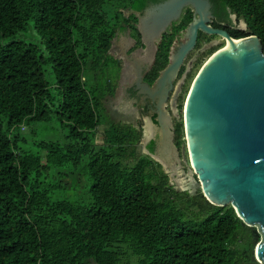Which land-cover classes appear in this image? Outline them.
<instances>
[{
    "label": "trees",
    "instance_id": "obj_1",
    "mask_svg": "<svg viewBox=\"0 0 264 264\" xmlns=\"http://www.w3.org/2000/svg\"><path fill=\"white\" fill-rule=\"evenodd\" d=\"M158 1L0 0V264H257L253 228L199 190L177 191L159 163L137 153L140 131L105 111L120 71L111 41L125 29L141 47L135 13ZM244 2L252 30L227 32L255 35L264 51V15L257 0ZM183 23L162 34L143 76L149 85ZM53 118L67 130L62 142L21 148L23 127ZM173 131L178 149L181 121ZM82 177L87 203L56 195Z\"/></svg>",
    "mask_w": 264,
    "mask_h": 264
},
{
    "label": "water",
    "instance_id": "obj_2",
    "mask_svg": "<svg viewBox=\"0 0 264 264\" xmlns=\"http://www.w3.org/2000/svg\"><path fill=\"white\" fill-rule=\"evenodd\" d=\"M205 2L159 0L148 4L141 13L136 12V29L142 46L139 56H131V63L138 65L137 59L141 57L143 63L139 65H146L143 71L150 69L162 34L168 31L182 7L200 8ZM198 31L221 36L225 46L204 61L188 89L180 113L184 140L181 152L186 153L207 203L218 207L229 205L243 225L257 226L261 238L253 255L264 264V51L255 35L234 39L224 30L211 29L200 20L193 21L183 30L180 41L173 40L168 63L152 84L143 81L139 67L133 70V84L139 93L156 101L153 111L158 116L155 124L151 119L145 121L150 128L157 126L156 152L143 151L162 166L170 164L160 155L165 145L174 160L177 158L171 116L165 110V102L183 60L194 48ZM124 58L128 59L125 52ZM180 85L178 82L172 90L173 112ZM139 130L141 138L146 136L144 127Z\"/></svg>",
    "mask_w": 264,
    "mask_h": 264
},
{
    "label": "rangeland",
    "instance_id": "obj_3",
    "mask_svg": "<svg viewBox=\"0 0 264 264\" xmlns=\"http://www.w3.org/2000/svg\"><path fill=\"white\" fill-rule=\"evenodd\" d=\"M128 14H129V12H124L125 16H127ZM127 31L128 30H125V29L117 31V33H116L117 37L115 39V42L113 43V45L115 44V47L113 49H111L109 52V55H111L113 59L119 60V58H120L116 54V51H117L116 48L118 50H120V49L122 50L123 42H127V41L131 40L127 34ZM215 37H217V36H215ZM27 39H29V38H27ZM116 46H118V47H116ZM135 47H137L136 50H131L132 47L128 49L127 52L132 51V53H130L128 56H132L134 54H136V56H139L138 54L140 53V51H139L140 47L138 45H136ZM218 47L221 48L220 42L218 40H216L215 46L211 49H210V44L203 43L202 45H200L198 47L197 50L190 51L189 55L187 56V59L185 60V65L187 66V72L184 74V77L182 79L179 77L174 78L172 90L175 89V86L179 81H182V83L180 85L178 97L176 99V101H177L176 102V108L177 109L174 111L175 115H172L175 118V121H181L180 113H181L182 105L184 103L185 97L187 95L188 89L191 85L193 78L195 77L196 73L198 72V70L200 69V67L204 63V61L215 50L219 49ZM213 49H215V50L213 51ZM197 51H199V52L197 53ZM190 61H191V65L188 64ZM130 67H131V72L133 73L134 69L132 66H130ZM128 68H127L126 75L124 74L123 77L121 78V80L117 82V83H119V86L118 87L116 86L117 88L115 89V93L113 94V96L105 97L103 104H104V108H105L107 115L112 120L117 121V122H121V123H128V124L135 125L136 122H138L139 119L142 118L141 114H135L134 113L132 116H127V115L123 114L122 111L117 110V108L120 107V104L123 100L121 88L126 84L128 85L129 82L133 78V76H132L133 74H131V72H129ZM46 77L50 82L52 81V75L51 74H48V76L46 75ZM85 78H87L88 81L90 80L89 75H86ZM172 90L168 93V98L165 102V110H166V107L169 106V102L173 97ZM170 93H172V94H170ZM179 105H180V109L178 108ZM178 114H179V117L177 116ZM142 120L145 122L146 121L145 117L142 118ZM171 124H172V120H171ZM143 127H144L145 131L147 129V132H149V129L147 126L143 125ZM102 128L103 127H99L98 132L95 135V142L97 144L102 143V140H101ZM21 131L23 134L22 137H24V139H25V142L23 144H21V148L24 150H28L30 152H33L35 150L33 142L40 141V140L62 142L64 140V136L67 133V130L63 126V123L60 122L56 118H53L51 121H49L47 123H30V124L26 125V127H23V129H21ZM144 138H145V136H143V138H140V140H139V143H138L137 148H136L137 153H140V154L144 153L143 147L142 148L140 147V144L143 142ZM183 148H184V140H183V143H181V145H180V149L178 151V156H177L176 160H174V157L172 156V152L170 154V150L168 148L167 153L164 152V154L162 153V155L163 156L165 155L168 158H170L171 163L168 164V166H166V165H164V166L160 165V166H161V169L163 171H165V173L168 175L169 183L172 184L173 187L177 191H188V193L193 194L196 190L200 191V185L196 179L194 172L192 171V169L190 167V164L187 160L186 153L181 152V149H183ZM181 182H183L182 186L180 184ZM89 185H90V182L86 178L82 177L81 183L78 187H76V188H72V187L64 188L62 190L57 191L56 195L59 196L60 198H65V199L76 201L79 203H87L88 202L87 190L89 188ZM252 228H253L254 232L258 235V241H259L261 236H260V233L258 231L257 226H254ZM256 243L257 242H254L253 250L255 248ZM252 255H253V252H252ZM253 259L257 264H262L261 262H259L255 259L254 255H253ZM90 264H95V263L91 262Z\"/></svg>",
    "mask_w": 264,
    "mask_h": 264
},
{
    "label": "flooded vegetation",
    "instance_id": "obj_4",
    "mask_svg": "<svg viewBox=\"0 0 264 264\" xmlns=\"http://www.w3.org/2000/svg\"><path fill=\"white\" fill-rule=\"evenodd\" d=\"M257 2L259 3L260 15L263 16L264 15V0H257ZM244 9H245L244 0H206L205 5H203L200 8L199 7L196 8L194 6H184L180 10V13H179L178 17L175 19V21H173L171 23V25L168 27V30L170 29L171 26H177V27L181 26V24L183 23V21L186 17L188 18L187 21H185L183 23L184 25L182 28L178 29V30H182V31H180L178 36L174 39L176 42H178L182 39L183 30H186L191 22L198 21V20H200L203 25L210 27L211 29L224 30L227 34H228L227 30H252L249 23L247 21H245L246 16L244 13ZM197 30H200V28H197ZM127 34H128V32H127ZM128 36H129V34H128ZM215 36H217V37H215ZM129 38L131 39L130 41L123 42L122 50L121 49L118 50L117 48H116L117 51L115 50L117 56L120 57L119 58V60H120V62H119L120 63V71H119V77L117 79V82L121 80V78L123 77L124 74L126 75L128 67H129L128 68L129 72H131L130 66H132V63H131L132 57L128 56V55L130 53H132V51H129V52H127V51L131 47H132L131 50H136L137 47H135V46L137 44L133 38H131L130 36H129ZM216 40H218L220 42V47H222L225 43L224 39L221 36L206 35V34L202 33L201 31H198L197 36H196V43L194 45V48L191 51L197 50L198 47L200 45H202L203 43L210 44V49H211L215 46ZM114 47H115V44L113 45L112 49ZM116 47H118V46H116ZM214 50L215 49H213V51ZM124 52L128 56V59L124 58ZM198 52L199 51H197V53ZM189 53L187 54V56L189 55ZM187 56L183 60V63H182V65H181V67L178 70V73L176 75V77H179L181 79L184 77V74L187 72V66L185 65V60L187 59ZM188 64L191 65V61ZM144 66H146L145 63H144V65L139 67V69L143 73V76H144V73L146 72V70L143 71ZM135 70L136 69H134V72H135ZM131 74H133L132 80L129 82L128 85L126 84L121 88L123 100L120 104V107H118L117 110L122 111L123 114H125L127 116H132L134 113L135 114H141L142 118L145 117L147 120L151 119L152 124H155L154 119H156L158 117L157 114L155 115L154 111H153V110H155L154 104H156V101H154V100L152 101L148 97H146V95L139 93L138 88L135 86V84H133V80L135 78L134 73L131 72ZM179 82L182 83V81H179ZM118 86H119V83H117V87ZM172 93H173V91H172ZM172 93H170V94H172ZM176 99L174 101L175 104L177 102ZM171 100L169 102V106L166 107V111L171 116L172 131H173L175 118L172 115H175V114L171 108ZM142 118L139 119V121L136 122L135 125H132V124L131 125L134 126L137 130H139L138 128H140L141 126L143 127V125L146 124V122H144L142 120ZM126 124H128V123H126ZM155 127H157V126L152 125V128H149V134L147 136H145L143 142L140 144L141 148L143 147V149L147 150L146 145L150 141H153V150H152L153 153L156 152V149H157L156 143L159 139L158 132H157ZM173 135H174V131H173ZM172 142H173V140H172ZM179 149H180V146L177 149V152L179 151ZM152 152H150V153H152Z\"/></svg>",
    "mask_w": 264,
    "mask_h": 264
},
{
    "label": "bare ground",
    "instance_id": "obj_5",
    "mask_svg": "<svg viewBox=\"0 0 264 264\" xmlns=\"http://www.w3.org/2000/svg\"><path fill=\"white\" fill-rule=\"evenodd\" d=\"M224 46H225V43H224V45H223L221 48H223ZM221 48H219V49H221ZM219 49H218V50H219ZM215 51H216V50H215ZM215 51H214V52H215ZM214 52H213V53H214ZM137 60L139 61V64H140V65L143 63V58L139 57ZM132 64H133V68H134V69H136L137 67H140L139 64H138V65H134L133 62H132ZM144 125H145V124H144ZM145 126H147V124H146ZM147 127H148V129L150 128L149 126H147ZM145 134H146V135L149 134V132H147V129H146V131H145ZM168 148H169V147H168L167 145H165V146L163 147V149L161 150V154H160V155H161V157H163V158H167L168 162H170V158H168V157L165 156V155H164V156L162 155V153L164 154V152L167 153ZM169 150H170V148H169ZM170 154H171V151H170ZM170 163H171V162H170ZM180 184H181V186H182V185H183V182H181Z\"/></svg>",
    "mask_w": 264,
    "mask_h": 264
},
{
    "label": "crops",
    "instance_id": "obj_6",
    "mask_svg": "<svg viewBox=\"0 0 264 264\" xmlns=\"http://www.w3.org/2000/svg\"><path fill=\"white\" fill-rule=\"evenodd\" d=\"M146 119V118H145Z\"/></svg>",
    "mask_w": 264,
    "mask_h": 264
}]
</instances>
